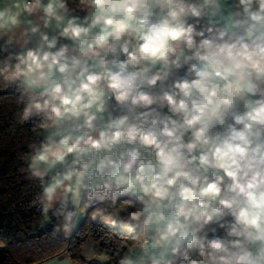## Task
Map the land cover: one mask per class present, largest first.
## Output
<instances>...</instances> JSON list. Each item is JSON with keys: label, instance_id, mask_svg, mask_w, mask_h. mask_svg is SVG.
<instances>
[{"label": "clouds", "instance_id": "1", "mask_svg": "<svg viewBox=\"0 0 264 264\" xmlns=\"http://www.w3.org/2000/svg\"><path fill=\"white\" fill-rule=\"evenodd\" d=\"M0 51L64 237L17 264H264V0H0Z\"/></svg>", "mask_w": 264, "mask_h": 264}, {"label": "trees", "instance_id": "2", "mask_svg": "<svg viewBox=\"0 0 264 264\" xmlns=\"http://www.w3.org/2000/svg\"><path fill=\"white\" fill-rule=\"evenodd\" d=\"M7 53L0 51V67L3 66ZM15 87L4 90L0 87V242L2 248L0 264H17V259H24L26 253L38 248L59 246L64 240L62 235L53 236L55 219L43 227L37 222L40 214L31 202L39 192L35 181L25 178L26 165L19 157L26 150L31 133V123L18 125L15 113ZM90 211V210H89ZM37 223V224H36ZM90 221L88 217L80 223L72 234V239L79 242L76 233L82 231ZM36 224L34 227L33 225ZM98 233L109 231V227L100 223L92 224ZM71 243V239L68 241ZM98 264V262H93Z\"/></svg>", "mask_w": 264, "mask_h": 264}, {"label": "water", "instance_id": "3", "mask_svg": "<svg viewBox=\"0 0 264 264\" xmlns=\"http://www.w3.org/2000/svg\"><path fill=\"white\" fill-rule=\"evenodd\" d=\"M2 259V248L0 247V261Z\"/></svg>", "mask_w": 264, "mask_h": 264}, {"label": "crops", "instance_id": "4", "mask_svg": "<svg viewBox=\"0 0 264 264\" xmlns=\"http://www.w3.org/2000/svg\"><path fill=\"white\" fill-rule=\"evenodd\" d=\"M6 58V57H5ZM4 61H5V59H4ZM86 218V216L80 221V223H82L83 221H84V219ZM60 235H62L63 236V234L61 233Z\"/></svg>", "mask_w": 264, "mask_h": 264}, {"label": "built area", "instance_id": "5", "mask_svg": "<svg viewBox=\"0 0 264 264\" xmlns=\"http://www.w3.org/2000/svg\"><path fill=\"white\" fill-rule=\"evenodd\" d=\"M90 211H91V209H90Z\"/></svg>", "mask_w": 264, "mask_h": 264}]
</instances>
